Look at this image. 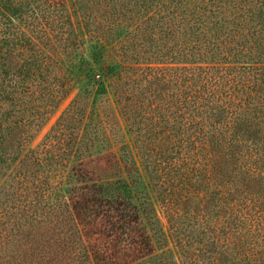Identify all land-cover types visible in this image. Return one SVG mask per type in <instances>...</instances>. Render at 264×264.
Here are the masks:
<instances>
[{"label":"trees","instance_id":"trees-1","mask_svg":"<svg viewBox=\"0 0 264 264\" xmlns=\"http://www.w3.org/2000/svg\"><path fill=\"white\" fill-rule=\"evenodd\" d=\"M0 264H264V0H0Z\"/></svg>","mask_w":264,"mask_h":264},{"label":"rangeland","instance_id":"rangeland-1","mask_svg":"<svg viewBox=\"0 0 264 264\" xmlns=\"http://www.w3.org/2000/svg\"><path fill=\"white\" fill-rule=\"evenodd\" d=\"M123 36L124 34H121L120 32L119 37L122 38ZM81 37L83 44L79 49L78 55L74 56L73 58L75 67L70 68L71 72L69 73L72 85L71 92L61 102L59 107L50 114L45 124H43L42 127L38 130L34 140L31 142V145L35 147L43 141L46 134L50 131L53 124L58 119L59 115L63 112L64 109L67 108V106L71 103L76 95L88 93L89 97L92 100H95L94 105H102L107 101V104L109 103L110 107L116 110V120L114 122V125H116V129L114 132L116 133L119 142L112 145L113 150L117 151L118 154H121V146L122 144L126 143L130 153H132L137 162L141 164V159L138 155V150L135 146L133 136L128 130L111 85V77H113V75L111 73H107L102 68L103 61L101 54L103 48H108V46L110 47L113 42L116 43L118 38L115 35L107 42L106 39L97 40L85 33H81ZM95 71L104 73H102V75H99L95 73Z\"/></svg>","mask_w":264,"mask_h":264}]
</instances>
